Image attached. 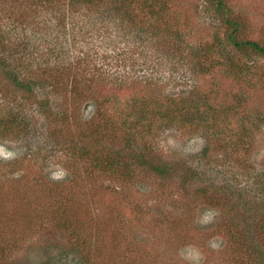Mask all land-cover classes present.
Here are the masks:
<instances>
[{
  "label": "rangeland",
  "instance_id": "374dc122",
  "mask_svg": "<svg viewBox=\"0 0 264 264\" xmlns=\"http://www.w3.org/2000/svg\"><path fill=\"white\" fill-rule=\"evenodd\" d=\"M224 1L241 38L264 42V0ZM117 5L0 0V264H264V75L155 89L142 77L160 83L180 50L150 38L139 56ZM169 5L187 41L224 35L209 2Z\"/></svg>",
  "mask_w": 264,
  "mask_h": 264
},
{
  "label": "trees",
  "instance_id": "16d2710c",
  "mask_svg": "<svg viewBox=\"0 0 264 264\" xmlns=\"http://www.w3.org/2000/svg\"><path fill=\"white\" fill-rule=\"evenodd\" d=\"M110 1L114 2V0H70V4L73 5L74 9H80L83 6L89 8V6L95 4H109ZM205 1L209 2V4L214 5L213 10H215L218 15H221L224 18L222 25L225 26L226 31L224 35L215 34L213 36L212 41L209 39L197 41L196 38H194L196 41L191 42L187 41L186 31L184 29H181V26L177 23L175 24V22H172V19L170 18L172 10L171 12L169 11V0H130L129 3L128 0H118L119 5H117L116 7L118 11L117 20H120L122 26L126 27V29L122 27V30H126V35L129 36L134 33L136 38L139 39V41H133V43H131V46H133L132 48L137 47V52L139 56L144 54L142 52L143 50L141 51L142 46L140 43L143 41H149L148 39L150 38H153V40L157 38L165 40L167 43H169V50L173 53H175V50H180V57L183 59L184 62L176 64V66L169 71L168 75L161 74L163 78L160 83H157L155 79L154 83L151 82L149 77L150 75H144L145 77L141 76L153 88H162L165 82H167V84L169 85V80H171V83L173 84L187 85L189 87H198L199 79H203L204 76L211 75L212 73H214V69H219L220 71L226 70L230 76H239L244 72H247L249 75L253 73L260 74V76L264 75V67H259V59L264 58V42L241 38L242 24L238 20V18L236 19V17L231 14L232 12H230V9H228L224 0ZM137 16L141 18L140 22L143 23V26L135 21V18ZM84 18L85 16L82 15V19ZM139 27H141L139 30L142 31L140 33L137 32V28ZM56 35L58 36V33H56ZM86 36L82 35V40H84ZM85 43L86 45L88 44L87 41H85ZM152 43L153 42H150V45H152ZM80 44L84 45L82 43ZM4 46L5 41L2 38L1 48H3ZM160 50L162 53L164 52L162 49ZM16 53H19V51ZM150 53L153 54L154 51L151 50ZM57 54L59 55V52H57ZM122 54L123 53H120L118 55L122 62L128 60V64H132L129 61L130 58V60L135 62V65L139 63V61L135 59L134 55L136 54V52L134 50H129L127 53H125L126 55L123 54L122 56ZM243 54H246L245 59L251 60L244 62L241 61L242 58L237 56H243ZM215 56L221 58L220 60H222L219 62L220 67L215 64ZM143 58H148L147 54H144ZM10 62L11 60H7L5 58L0 57V70H6L8 67H10L12 65V63ZM147 63L148 62L145 61L144 64L146 65ZM133 71L135 70H129V73L127 74L128 78L129 76H131V74L134 75L133 77H136ZM6 74H8V76H12V81L15 84H18L19 87H26L29 86L27 84H31L30 81H24L25 83H20V81L18 80V75L12 73V71L8 70ZM109 76H111V74L108 70V72L106 71L104 73V78H109ZM178 102L180 101L178 100ZM185 105V103L174 104L172 105V108H170L169 112H182V109ZM199 116L200 124L206 126V128L204 129H209L205 131L207 135H212V137H217L220 135V133L216 131H210L212 126H210L211 124H208V120L207 125L204 124L202 120L203 113H200ZM7 122L8 120H5L3 118L0 119V129H2V127H4ZM128 128H130L129 131L132 132V130H134L133 124H129ZM238 139L242 142L245 140V137H243V135H240ZM245 141L250 142L249 139ZM146 151H149L148 147L145 148V152L143 153V155H140V158L143 161L145 160ZM148 164L160 174L165 175L168 172V169L164 166H160V164H154L152 163V161H149ZM194 177L195 176L193 175V178ZM261 184L264 187V178H261ZM257 230H259V232L262 231V234H264V223L260 224L258 222ZM235 237L240 240L241 236L240 234H237ZM261 262L262 260L260 261V264Z\"/></svg>",
  "mask_w": 264,
  "mask_h": 264
}]
</instances>
